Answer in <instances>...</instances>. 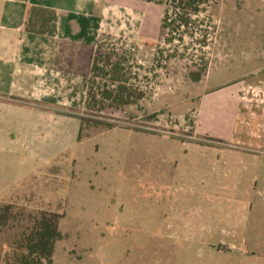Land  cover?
<instances>
[{
  "label": "rangeland",
  "instance_id": "obj_1",
  "mask_svg": "<svg viewBox=\"0 0 264 264\" xmlns=\"http://www.w3.org/2000/svg\"><path fill=\"white\" fill-rule=\"evenodd\" d=\"M164 9L126 0L107 23L113 33L100 38L103 53L135 57L131 84L146 94L139 106L104 114L119 127L91 128L84 133L90 138L79 141L80 118L96 119L83 102L69 106L75 119L68 123L0 110V206L59 215L63 240L54 264H264V225L234 230L248 240L250 254L242 255L243 243L233 248L226 225V198L193 196L189 162L178 167L185 181H173L177 161L195 158L183 143L198 141L202 96L264 64V0H213L200 16L209 35L204 50L189 37L184 44L161 39ZM90 53L69 46V59L83 63L87 81ZM204 56L208 72L194 83L192 63ZM38 126L41 133H33Z\"/></svg>",
  "mask_w": 264,
  "mask_h": 264
},
{
  "label": "crops",
  "instance_id": "obj_2",
  "mask_svg": "<svg viewBox=\"0 0 264 264\" xmlns=\"http://www.w3.org/2000/svg\"><path fill=\"white\" fill-rule=\"evenodd\" d=\"M125 6L126 0H0V110L75 119L69 106L86 105L88 88L83 63L69 59V46L95 50L102 34L113 33L106 26L115 11ZM35 7L56 12L55 36L27 30ZM214 87L196 112L198 141L183 143L185 154L194 150L195 158L177 161L173 181H185L180 162L192 164L193 196L226 198L233 248L243 243L240 252L248 255L246 236L234 230L264 225V64L242 82ZM32 132L41 133L39 126Z\"/></svg>",
  "mask_w": 264,
  "mask_h": 264
},
{
  "label": "trees",
  "instance_id": "obj_3",
  "mask_svg": "<svg viewBox=\"0 0 264 264\" xmlns=\"http://www.w3.org/2000/svg\"><path fill=\"white\" fill-rule=\"evenodd\" d=\"M164 6L161 24V39L172 44L179 39H192V45L208 48V32L201 29L200 16L206 12L213 0H146ZM58 16L55 11L35 7L32 9L27 30L38 35L55 36ZM180 36V37H178ZM197 36H200L199 39ZM98 47L91 52L92 79L87 81L88 97L86 112L96 119L81 117L79 141L90 138L86 130H112L116 127L107 112L125 111L139 106L145 99V92L131 84L133 60L125 53H103ZM189 47L180 55L187 58ZM159 51L158 55H161ZM157 55V61H159ZM189 80L201 83L209 69V60L204 56L199 62L193 61ZM142 68V67H140ZM88 80V77H86ZM109 119V120H108ZM57 214L43 213L40 216L17 210L12 204L0 206V264H54L56 245L63 240Z\"/></svg>",
  "mask_w": 264,
  "mask_h": 264
}]
</instances>
